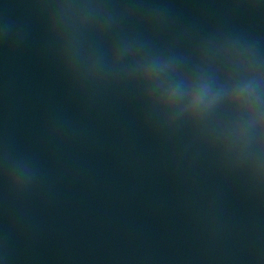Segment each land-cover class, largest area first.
<instances>
[{
  "label": "water",
  "instance_id": "95a60500",
  "mask_svg": "<svg viewBox=\"0 0 264 264\" xmlns=\"http://www.w3.org/2000/svg\"><path fill=\"white\" fill-rule=\"evenodd\" d=\"M0 264H264V0H0Z\"/></svg>",
  "mask_w": 264,
  "mask_h": 264
}]
</instances>
